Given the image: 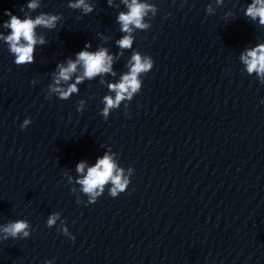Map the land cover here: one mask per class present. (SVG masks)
Masks as SVG:
<instances>
[{
  "label": "clouds",
  "instance_id": "1",
  "mask_svg": "<svg viewBox=\"0 0 264 264\" xmlns=\"http://www.w3.org/2000/svg\"><path fill=\"white\" fill-rule=\"evenodd\" d=\"M30 9H35L37 4L35 0L28 4ZM70 8H83L85 13L91 12L93 9L91 6L85 3V0H76L75 3L69 4ZM151 6L140 4L137 0H132L128 5L129 11L127 13H120L118 20L121 23V31L129 33L131 31L129 25H134L136 28H144L147 25L141 23L143 15L146 10ZM5 15L10 19L4 22V27L11 29L10 34L4 39L9 43L10 51L15 54V64L24 65L25 63L34 62V46L37 43L35 38L34 29L36 26L41 25L45 27L54 26L56 16L40 15L35 20L31 18L21 19L16 15H13L11 11H6ZM246 15L251 16L253 19L259 17L260 23L264 24V0H253V4L249 5ZM24 43H21V41ZM41 44L43 39L39 41ZM132 38L125 35L123 38L117 41V44L122 49H129L132 47ZM90 43H86L84 48L76 53L75 61L69 60L67 67L58 65L60 71L56 77L55 84L59 85L61 81H68L71 78V74L77 69V65L82 63L84 68L83 77L77 76L76 83H73L63 89L61 87L51 86V91L58 93L59 98L62 100L67 99L72 93L77 92V84L80 83L84 77L89 79L97 76L100 73H108L111 71L112 57L107 54V51L101 48L98 51L90 52L87 49L90 48ZM241 59L247 65V71L249 73L257 72L261 76H264V46H259L256 49L248 50L247 55H242ZM132 66L130 72L125 74L121 82L117 84H109L108 87L111 91L116 93L115 97H104V109L102 115L105 119L108 118L109 111L119 106L120 102L125 98L131 99L132 93L137 92L141 88V84L137 79V76L141 72H148L153 67V59L150 57H144L142 60L141 55L134 53L131 58ZM131 89V91H129ZM264 103V101H262ZM30 123V120H25L21 125L24 129ZM85 164L83 162L77 165V172L83 173ZM116 165L113 163L112 158L105 155L103 158L98 159L97 163L88 168L87 174L82 179L78 180V183L82 185V190L86 194H90V203L96 202L97 190L100 193L103 192V186L111 181L113 187L110 190L109 195L113 198L118 197L121 193L125 192L129 184L127 178H122V172H117L114 175ZM58 219L57 214H53L48 218L47 224L51 227ZM28 223L24 220H17L11 222L2 227L4 235L0 237V240H7L9 238H28L29 232L26 230ZM65 231H67L65 229ZM22 234V235H21ZM75 240V237H72Z\"/></svg>",
  "mask_w": 264,
  "mask_h": 264
}]
</instances>
